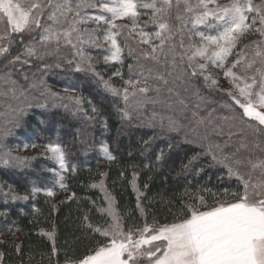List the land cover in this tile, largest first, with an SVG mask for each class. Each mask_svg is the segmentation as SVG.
Wrapping results in <instances>:
<instances>
[{"label": "snow or ice", "instance_id": "obj_1", "mask_svg": "<svg viewBox=\"0 0 264 264\" xmlns=\"http://www.w3.org/2000/svg\"><path fill=\"white\" fill-rule=\"evenodd\" d=\"M65 49L71 50V56ZM89 49L103 50L107 53L103 56L105 64L119 63L121 69L125 53L131 58L127 79L121 69L113 73L123 81L122 87H116L111 77L104 79L96 71L95 57ZM65 65L75 73L95 77L94 82L113 98L112 107L120 120L117 138L123 129L134 126L133 119L143 117L141 123L154 127L159 115L155 106L166 103L161 93L173 94L178 86H183L184 91L193 89L198 99H203L201 86L221 92L231 102L220 105L229 114L219 119L229 128L244 125L240 129L244 134L234 152L223 151L228 142L209 143L207 148L213 162L227 167L229 177L235 176L240 181L241 190L223 189L218 194L210 188L198 187L196 193L190 194L186 188L183 195H189L190 202L182 204L178 213L172 212L171 222L161 223L155 217L148 222L143 193L135 183L138 173L134 172L132 187L137 193L136 207L143 224L126 226L114 197L105 187L106 173H100L101 180L90 186L99 188L104 195L107 206L98 211L106 217L105 226L88 223L87 227L103 239L97 240L96 246L85 255L67 257L65 264H264V0L223 3L221 0H0V97L30 108L31 90L45 83L43 75ZM25 66H29V71H23ZM16 73L27 87L15 78ZM221 74L229 85L227 89L222 87ZM64 92L69 94L50 92L49 95L60 101L59 106L73 117L82 116L83 126L77 129L76 140L87 153L96 146L89 126L99 122L107 133V120L101 107L76 87H66ZM149 105L153 106L150 116L145 115ZM56 106L54 103L53 107ZM24 112V108L12 109L13 119L7 120L0 131V166L4 168L28 169L36 159L12 155L4 142L12 129L19 127ZM211 115L210 112L208 124L213 123ZM159 123L169 131L179 128L171 117L165 124V117L160 116ZM198 123L205 121L201 119ZM216 134L220 135L221 131ZM232 135L236 133L230 132L229 138ZM154 139L143 141L141 155L150 152ZM207 139V135L201 137L203 141ZM185 142L195 143L187 138ZM176 146L170 142L167 152L164 149L157 152L155 165L145 164L144 168L163 163ZM43 147L44 154L60 171L45 170L54 174L61 190H66L61 172L69 170L68 145L57 136ZM99 150L108 162L115 161L106 141L99 142ZM242 151L247 155H240ZM199 158L197 153L182 162L181 171L190 172ZM72 171H76L74 165ZM201 171L202 168L196 169V174ZM148 187L145 183L144 189ZM41 191L47 197L55 195L52 188L36 186H32L29 195H19L9 185L3 196L5 202L9 199L15 202L35 198ZM201 193L210 194L212 203ZM7 216L6 210L0 212L5 220ZM84 219L88 220L87 215ZM43 234L53 241L52 255H56L54 232ZM16 250L21 251L19 245Z\"/></svg>", "mask_w": 264, "mask_h": 264}, {"label": "trees", "instance_id": "obj_2", "mask_svg": "<svg viewBox=\"0 0 264 264\" xmlns=\"http://www.w3.org/2000/svg\"><path fill=\"white\" fill-rule=\"evenodd\" d=\"M66 54L68 53L66 52ZM131 62V58L127 57L125 53L122 69L119 63L105 64L103 61H97L95 68L102 73L104 79L111 77L116 87H122L123 81L119 77L113 76V73L117 69H121L124 79H127L129 75L127 65ZM68 67L65 65L60 69L62 72H58L59 68H52L44 74L45 81L47 84L54 81L62 88L78 87L79 93L101 107L109 131L105 133L99 122L90 125L88 130L92 133L96 146L85 153L74 133L76 127L83 126L82 116L71 117L70 111H66L69 114L65 115L60 108L40 107L39 105H47L45 100L39 102L40 100L44 98L55 100V98L50 96L48 91L39 93L31 91L33 96L38 94L39 97L33 98L31 95L29 101L32 107L20 116H24L25 119V135L30 134L29 139L35 141L36 134H43V141L47 144L54 139L57 133L61 134L63 142L68 145L69 152V170L61 172L65 177L66 190H61L55 183L54 174L45 170L47 168L59 170L55 162L44 154L45 151L34 153L32 157L36 159L32 162L31 168L24 170L23 176L11 169H5V172L0 170V184L2 183L7 188L9 185H13L19 195H29L32 186L41 189L52 188L55 192L53 197H47L45 192L41 191L35 198L15 202L11 199L5 202L3 192H1L0 212L6 210L8 216L6 220L0 217V252L3 253L0 264H21V262L23 264H64L67 257L78 258L85 255L90 248H94L97 240L103 238L89 229L87 224L91 223L94 227L105 226L106 220V217L98 211V208L106 207L104 195L99 188L90 186L101 180L100 173H106V176L103 177L105 187L114 197L126 226H142L143 224V219L136 207L137 193L132 187L134 172L138 173L135 183L143 193L142 204L147 209L149 223L152 222L153 217L161 223L171 222L174 218L172 212L178 213L182 204L190 202V196L183 195L186 188L190 194L196 193L198 187L201 189L210 188L218 194H222L223 189H228L230 192L241 190L240 181L235 176L229 177L227 167L213 162L211 154L207 152L209 143L224 145L225 142H228L229 146L223 149L225 153L234 152L235 144L239 145L240 138L235 135L229 138L231 130L229 127H224V121L219 119L224 115L218 111L215 112L216 110L213 111V108L219 107L220 104L229 102L224 94L202 86L200 95L203 99H198L193 91H184L183 86L175 87L180 90L179 93L182 94L180 97L169 95L167 91H163L161 96L165 98L166 103L155 106L154 110L159 114L155 126L149 127L146 122L141 123L143 117L133 119L134 126L123 129V134L117 138L120 120L112 107L113 98L104 93L102 88L94 82L95 77L69 72ZM54 73L63 75L64 78L66 75V79L63 81L52 80L51 76ZM45 75L48 76V79ZM66 80L73 85H65L67 83L63 82ZM101 98L104 100L103 104H101ZM33 99L36 100L32 102ZM64 102L66 103V101ZM11 104H13L11 113L12 109L26 107L25 104L19 102ZM167 104H170L171 107L169 108ZM85 108L91 114V108L87 102H85ZM152 110L153 106L149 105L145 115L150 116ZM210 112L212 124L207 123ZM160 116L165 117V124H167L168 117L176 120L179 124L178 130L169 131L167 127L161 128ZM201 119L205 121L204 124L198 123ZM21 129L19 134L15 133L19 140H23L22 137L25 136ZM214 129L221 131V134L217 135ZM204 135L208 137L206 141L201 140ZM40 137H36L38 141H40ZM150 137H155L151 150L141 155L140 145ZM185 138L195 141V143H187ZM100 141H106L111 146L113 155L116 157L115 161L108 162L103 158L99 150ZM170 142L178 146L174 147L165 161L151 169L144 168L145 164L155 165L157 152L160 149L167 152ZM130 151H132L131 156H129ZM197 153L200 154V158L193 169L187 173L182 172V162H187ZM73 165L76 167L75 172L72 171ZM130 165H138V167L134 168ZM201 168L203 171L197 175L196 169ZM121 172L124 173L123 176H121ZM149 176L152 178L149 179ZM145 183L149 185L147 189H144ZM201 194L206 195L208 203H212L213 198L210 194ZM161 196L164 197V200L161 199ZM53 205H55V209H53ZM86 215L87 221L84 219ZM10 226L12 231H9ZM16 228L19 231H16ZM13 232H15L14 235ZM45 232H54L56 255H52L53 241L43 234ZM16 245L20 246V252H17Z\"/></svg>", "mask_w": 264, "mask_h": 264}, {"label": "rangeland", "instance_id": "obj_3", "mask_svg": "<svg viewBox=\"0 0 264 264\" xmlns=\"http://www.w3.org/2000/svg\"><path fill=\"white\" fill-rule=\"evenodd\" d=\"M221 2L223 3V2H226V0H221ZM89 11H95V10H89ZM142 19H146V17H142ZM94 25H92V24H89V27H93ZM253 38H255V37H249V39H253ZM245 42H247V41H245ZM65 52H67L68 53V55L69 56H71V50L70 49H65L64 50ZM89 51L91 52V54L95 57V60H94V64H95V67H96V65H97V61H103L104 62V60H103V56L105 55V54H107L106 52H104L103 50H97V49H89ZM49 63L51 62V61H48ZM105 63V62H104ZM72 67H74V65L72 66ZM60 69H62V68H59V70H58V72H62V70H60ZM67 70H69V72H73V71H71V68L70 67H68V69ZM23 71H29V66H25L24 67V69H23ZM31 71H35V68H32L31 69ZM97 71V70H96ZM98 72V71H97ZM100 73V72H99ZM29 74H30V72H29ZM100 74H102V73H100ZM80 75L81 76H84V73H80ZM46 76V79H48V76L50 77V74L47 76V75H45ZM63 75H59V74H53L51 77H53L52 78V80H55V81H63V80H65L66 79V75H65V78H64V76L62 77ZM15 78L17 79V80H19L22 84H24L25 85V87H27V84H25V82L23 81V79L21 78V76H20V74L19 73H16V76H15ZM43 80L45 81V77H44V75H43ZM46 82V81H45ZM54 83V84H53ZM53 83H51V84H47V82L46 83H44V84H39L38 86H37V88H35V89H32L33 91H35V92H37V93H39V92H43V91H48V92H51V93H59L61 96H65V95H68L69 93H65L64 92V88H66V87H60L59 85H58V83H56V82H54L53 81ZM63 83H67V84H65V85H73L71 82H68L67 80H66V82H63ZM221 84H222V87L223 88H225V89H227L228 87H229V85H228V83H227V81H225V80H223V77H222V74H221ZM171 86V85H170ZM67 87H69V86H67ZM76 88H78V87H76ZM31 90V91H32ZM179 91L180 90H178L177 88H175V92L173 93V94H169V95H174V96H176V97H180L182 94L181 93H179ZM192 92L193 91V89H189L187 92ZM215 91V90H214ZM219 92V91H218ZM49 94V93H48ZM32 95V94H31ZM30 95V96H31ZM34 95V94H33ZM32 95V97L33 98H37V97H39L38 96V94H35V96H33ZM51 96V95H50ZM168 97V96H167ZM225 98H226V100H227V96L225 95ZM36 99H33V101L32 102H34ZM46 101V103H47V106L48 107H53V104L55 103L57 106L56 107H53V108H60L61 110H63V112H64V114L66 115V114H69V113H66V110L63 108V107H61V106H59V104H60V101H56V100H54V99H42V100H38L39 102H41V101ZM228 101H229V103L231 102L230 100H229V98H228ZM15 102H17V101H13V100H11L10 98H4V97H0V131H2L3 129H4V127H5V124H6V121L7 120H9V119H13V115H12V113H11V107H12V105L13 104H11V103H15ZM65 103V102H64ZM66 103H67V101H66ZM42 104H43V102H42ZM221 105V104H220ZM24 109H26L25 110V112L28 110V109H30V108H28L27 106L24 108ZM213 110L215 111V112H220L222 115H228L229 113H228V111H227V109H225V108H222L221 106H219V107H217V108H213ZM210 111H212L211 109H210ZM24 112V113H25ZM213 112V111H212ZM34 113V112H33ZM214 113V112H213ZM24 116H22V117H20V125H19V128L18 127H15V128H13V130H12V134L7 138V140L6 141H4L7 145H8V147L11 149V153H12V155H14V156H16V155H18V156H22V157H32L33 155H34V153H38L39 151H41V152H44L45 150H44V147H43V145H45V141H43V137H44V135L43 134H36V136H35V141L33 140H30L29 138H30V134H26L25 135V133H26V131H25V129H24V126H25V124H24V121H25V119L23 118ZM71 117H73V116H71ZM70 119V118H69ZM74 123L76 122V121H73ZM223 126L224 127H228L227 126V123L226 122H223ZM50 128H51V125L49 126ZM82 127V125H79V127H76V129H75V131H74V133L76 134V131H77V129H79V128H81ZM22 128V129H21ZM234 128V127H233ZM235 128H237V129H232V128H229L230 130H231V132L232 133H236V137H238V138H240V136L241 135H243L244 133H242L241 131H240V129H242V128H244V125H241V124H237V126L235 127ZM20 129H21V132L22 133H24V135L25 136H23L22 138H23V140H25L24 142H23V140H19L18 138H17V135L16 134H19L18 132L20 131ZM20 132V133H21ZM16 133V134H15ZM41 136V137H40ZM57 136H59L61 139H62V137H61V134H59V133H57V135L54 137V139H52L51 141H53V140H55L56 138H57ZM36 137H40V141H38L37 140V138ZM248 139L249 140H251L252 139V137L251 136H249L248 137ZM50 142V141H49ZM13 145V146H10V145ZM32 144H36L37 145V147H32L31 145ZM25 145H28V147H25ZM238 147V145L237 144H235V146L233 147V148H235V150H236V148ZM82 148V147H81ZM85 155V154H84ZM241 155L243 156V155H247V153L246 152H244V151H242L241 152ZM5 169H7V170H9V169H11L13 172L15 171L16 173H21V175L23 176V172H24V170L25 169H17V168H4L3 166H0V170H3L4 172L6 171ZM57 171V170H56ZM59 171V170H58ZM21 176V177H22ZM8 190V188L5 186V185H3L2 183L0 184V194H1V192H4V191H7ZM107 206V205H106ZM65 264V263H64Z\"/></svg>", "mask_w": 264, "mask_h": 264}]
</instances>
